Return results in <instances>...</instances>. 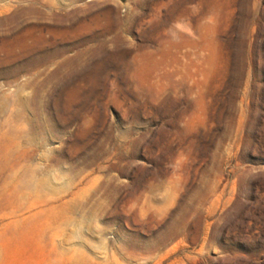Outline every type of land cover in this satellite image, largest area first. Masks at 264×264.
<instances>
[{
  "label": "rangeland",
  "instance_id": "1",
  "mask_svg": "<svg viewBox=\"0 0 264 264\" xmlns=\"http://www.w3.org/2000/svg\"><path fill=\"white\" fill-rule=\"evenodd\" d=\"M256 34L264 0H0V264H264Z\"/></svg>",
  "mask_w": 264,
  "mask_h": 264
},
{
  "label": "trees",
  "instance_id": "2",
  "mask_svg": "<svg viewBox=\"0 0 264 264\" xmlns=\"http://www.w3.org/2000/svg\"><path fill=\"white\" fill-rule=\"evenodd\" d=\"M237 42V39H233V42ZM230 43V40H228ZM258 42H260L258 45ZM228 57L233 62H236L237 55L236 51L228 48ZM252 58V67H253V82H256L260 85H263V89L261 90V107L264 108V36H260L256 34L254 37V44L251 52ZM234 64V63H233ZM246 69L248 70L249 62L245 60ZM264 111V110H263ZM263 124L259 125L258 137L257 139L260 141V145L258 148V153L264 155V117H262Z\"/></svg>",
  "mask_w": 264,
  "mask_h": 264
}]
</instances>
